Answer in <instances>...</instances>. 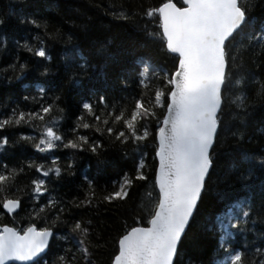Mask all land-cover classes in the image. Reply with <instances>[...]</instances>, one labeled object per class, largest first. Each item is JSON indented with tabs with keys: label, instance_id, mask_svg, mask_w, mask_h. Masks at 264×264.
Instances as JSON below:
<instances>
[{
	"label": "snow or ice",
	"instance_id": "6c2138e0",
	"mask_svg": "<svg viewBox=\"0 0 264 264\" xmlns=\"http://www.w3.org/2000/svg\"><path fill=\"white\" fill-rule=\"evenodd\" d=\"M180 2V7L173 0H163L158 7L135 6L123 0L94 5L113 20L125 23H135L137 18H155L162 29L166 50L174 54L176 64L171 74L164 72L159 77L146 61H141L136 90L122 101L109 100L105 94L92 90L82 94L70 125L61 123L65 120V109L61 107L59 96L49 95L50 85L43 81L23 83L28 78V60L21 62L17 56L8 68L0 69V76L9 84L20 81L25 89H35V94L22 96L23 104L15 103L0 112V153L5 152V146L25 142L41 154V160L50 161L46 166L32 158L26 164L11 165L0 158V212L11 216L14 225L0 227V264H48L46 256L54 238L64 240L69 246L63 247L51 264H97L95 250L103 244L99 243L98 236L93 238L91 221L77 219L68 209L92 207L97 202H126L129 190L137 181L149 182L146 153L140 155L131 173L118 174L111 180V189L100 196L87 175L83 176L86 188L79 200L75 196L69 200L57 199L49 185L53 177L59 180L62 174L75 175L71 154L88 153L97 158L98 164H103L102 155L108 145L132 144L136 145L134 151L140 153L153 133L154 159L158 163L149 183L158 192L151 202L147 226H139L137 218V226L125 225L123 233L117 237L111 264H179L178 256L215 174L225 93L232 90L233 83L243 86V81L233 80L232 69L237 66L234 42L238 38L247 39V44L242 46L249 58L257 48L264 51V26L256 29V18L248 14L252 5L246 0ZM4 22L0 18V25ZM20 23L36 30L31 37L35 43L16 41L17 48L30 54L39 76L48 77L52 56L47 45L64 42V34L43 19L22 17ZM4 45L6 47V41ZM89 67L83 57L66 66L76 85L81 84ZM150 70L151 77L156 78L151 83ZM124 87L131 85L125 82ZM257 100L264 101V84L254 93L242 91L231 101L239 109L238 118L244 129ZM153 122L156 127L151 129ZM22 128L29 129L31 134L14 133L16 139L10 144L8 130ZM233 135L236 143L245 141L244 132ZM62 150H69L63 169L58 166L60 157L54 154ZM242 156L250 167L238 179L250 181L256 157L248 153ZM259 167L264 171V158L259 159ZM26 169L36 175L20 187ZM147 195L151 197L152 193ZM29 205L30 218L45 214L43 226L35 223L15 226L18 210L27 211ZM254 214L264 219V203L257 209L247 199L237 200L229 202L223 213L235 221L230 226L237 233L248 231V224L255 223ZM57 227L66 228L67 233L54 237L53 229ZM229 238L235 239L233 233L221 234L219 247L224 249L227 259L218 264H264V254L256 259L253 258L256 253L250 257L247 252L229 248Z\"/></svg>",
	"mask_w": 264,
	"mask_h": 264
},
{
	"label": "trees",
	"instance_id": "16d2710c",
	"mask_svg": "<svg viewBox=\"0 0 264 264\" xmlns=\"http://www.w3.org/2000/svg\"><path fill=\"white\" fill-rule=\"evenodd\" d=\"M97 2L107 4L112 0H0V18L5 21L0 25V69L8 68L17 56L21 62L28 60V78L23 83L43 81L51 86L52 92L49 95L59 96L61 107L65 109V120L61 122L65 126L72 123L77 102L81 95L89 90L103 93L109 100L122 101L136 90L135 82L137 72L142 68L141 61H146L159 77H162L164 72L171 74L176 64L175 56L166 50L162 40V29L155 18L143 20L137 18L135 23L116 21L96 8L94 5ZM123 2L135 6L158 7L163 0ZM173 2L178 7L181 6L180 0ZM246 2L252 5L248 14L256 18V29L264 26V0ZM22 17L43 19L65 36L64 42H49L47 45L52 56V61L48 65L50 70L48 77L39 76L31 62L30 54L22 48H17L16 41L21 44L25 40L29 44L35 43L31 37L35 35L36 30L30 25L20 23ZM149 32L153 35L149 36ZM68 36L72 39L68 40ZM246 44L247 39L238 38L233 45L234 51H237V66L232 69L233 80L243 81V86L233 83L232 90L225 93L219 146L216 148L214 161L215 174L203 195L199 214L190 226L188 239L178 256L179 264H218L219 261L226 260L227 255L219 245L221 234L226 235L227 232L235 236V239H228L229 248L234 247L247 252L250 257L256 253L253 257L256 259L264 254V219L254 214L255 223L248 224V231L237 233L230 226L235 221L223 215L229 202L247 199L257 209L264 203V171L259 167V159L264 158V101L257 100L255 106L250 109L251 115L248 117L246 129L240 124L239 109L236 104L231 103L242 91L254 93L259 90L261 84H264V51L257 48L249 58V53L242 46ZM81 57L88 60L90 67L81 84L76 85L66 66L73 60H81ZM151 70L150 83L156 79L151 77ZM125 82L131 87L125 88ZM23 83L13 81L9 84L0 76V112L15 103L23 104V95L35 94L34 88L25 89ZM155 127L153 122L150 128ZM241 131L244 132L245 141L236 143L233 133ZM17 132L31 134L27 128L8 130L10 144L16 139L14 133ZM153 136L154 133L149 135L140 153L134 151L136 145L118 143L108 145L102 155L105 161L103 164H98L97 158L88 153L71 154L75 175L62 174L59 180L53 177L49 185L52 195L64 200H69L73 196L78 200L82 199L86 188L84 175L92 181L97 196L103 195L111 189V180L123 171L131 173L134 163L145 153L144 159L148 165L147 176L150 182L157 166V160L154 159ZM249 139L251 142H248ZM68 153L69 150L54 153L60 157L58 166L62 169L68 162L66 159ZM242 153L254 154L256 157L253 161L256 168L252 179L245 182L238 179V176L246 173L250 167ZM40 156L41 154L36 153L25 142H20L14 147L5 146V152L0 153V158L11 165L26 164L29 159L35 158L36 163L43 162L48 166L50 161H43ZM35 175L33 170L26 169L25 175L21 177L20 187L27 185ZM149 182L137 181L129 190L126 202H97L92 207L68 209L77 219L91 221L89 227L93 238L98 236L99 243L103 244V247L95 250L97 264H111L117 247L116 239L123 233L125 225L129 228L137 226L135 220L139 218V226H147L151 202L158 192V189ZM148 192L152 193L151 197L147 195ZM30 208L29 205L27 211H19L18 216L13 215L16 216L15 226L24 227L28 223H35L38 227L44 225L45 214L42 213L39 218L34 216L30 218ZM48 219L50 221L51 217ZM4 225L14 226L12 217L0 212V227ZM53 231L55 237L67 233V229L61 227ZM67 246L69 245L64 240L54 238L46 256L48 264H51L54 256Z\"/></svg>",
	"mask_w": 264,
	"mask_h": 264
},
{
	"label": "water",
	"instance_id": "95a60500",
	"mask_svg": "<svg viewBox=\"0 0 264 264\" xmlns=\"http://www.w3.org/2000/svg\"><path fill=\"white\" fill-rule=\"evenodd\" d=\"M178 7V6H177ZM172 54V53H171ZM172 55H174V54H172ZM157 163H158V161H157ZM20 210H18V212H19ZM15 214V213H14ZM13 214V215H14ZM54 237H55V233H54ZM52 242H53V240L52 241H50V244H49V249H50V247H51V244H52ZM10 264H20V262H10Z\"/></svg>",
	"mask_w": 264,
	"mask_h": 264
}]
</instances>
